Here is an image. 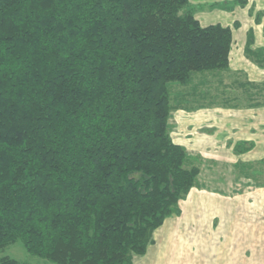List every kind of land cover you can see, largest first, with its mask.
<instances>
[{"label":"trees","instance_id":"16d2710c","mask_svg":"<svg viewBox=\"0 0 264 264\" xmlns=\"http://www.w3.org/2000/svg\"><path fill=\"white\" fill-rule=\"evenodd\" d=\"M188 3L0 0V252L134 264L179 213L201 168L171 136V83L196 95L234 44ZM247 54L264 67V48Z\"/></svg>","mask_w":264,"mask_h":264},{"label":"crops","instance_id":"0c3cea01","mask_svg":"<svg viewBox=\"0 0 264 264\" xmlns=\"http://www.w3.org/2000/svg\"><path fill=\"white\" fill-rule=\"evenodd\" d=\"M247 4L251 14L244 26L239 19L224 25L234 36L229 69L195 75L200 81L197 94L179 97L171 135L192 156L219 146L236 167H253L264 157V102L259 93L246 94L240 86L242 81L251 88L264 84V67L247 54V48H264V0ZM237 33H244L240 47ZM223 74L235 76V81L244 78L235 85L239 91L223 82ZM214 80L218 86L212 92L208 84ZM200 185L180 200L179 213L154 230L153 243L134 264H264V187L251 185L250 190L227 194Z\"/></svg>","mask_w":264,"mask_h":264},{"label":"rangeland","instance_id":"374dc122","mask_svg":"<svg viewBox=\"0 0 264 264\" xmlns=\"http://www.w3.org/2000/svg\"><path fill=\"white\" fill-rule=\"evenodd\" d=\"M247 5L248 4L242 6L237 2V0H189V3L184 7L183 11L191 9L195 17L201 22L202 25H210L216 23L229 25L235 19H239L244 26L245 21L249 20L251 14V7L249 8V6ZM258 34L259 32L256 31L255 36L257 39L259 38ZM242 37H244V33L236 34V38L239 40V47L242 46L243 43ZM252 38L253 36L251 37V39ZM198 78L199 77H196L194 79L195 84H200ZM239 78L244 79L242 78V76H239ZM241 79L235 81V76L223 74V82L230 86L232 85L231 87H235L231 88L234 91H239L236 86L241 84ZM242 83L246 84L247 82L242 81ZM176 84L178 83H171L172 96L177 95L179 92L190 94L192 89L190 84L184 86H179ZM208 85L211 91L215 92V88L218 86L217 80L210 82ZM240 86H242L241 88H243V92H245L246 94L255 92L259 93L258 100L264 102V84L258 87L252 86V88L250 87V84H241ZM245 99H247V97ZM186 106H190V102L186 104ZM173 119L176 118L172 114V117L170 118L171 135L174 125ZM203 131L206 132V128H204ZM174 137L175 140L178 141L176 139V136ZM193 153H195L193 156L196 159V161L194 160V162H196V164H199L201 168V174L199 175L197 182V184L201 183L200 186H204L207 188L210 187V189L220 190L225 193L227 192V194H231L235 191L243 192L246 190H250L251 185H254V188L264 187V157H262V159L259 160L257 164H253V167L250 169V171H248L244 168V166L236 167L235 165H233L234 159L229 157L227 155V152L224 149H221L219 146L214 147L209 152H204L203 155L196 151ZM252 154H255V157H259V154L256 151ZM211 158L216 159V161L211 160ZM3 256L15 258L21 264H54L45 259L30 254L24 247L23 243L20 241L13 243L2 250L0 252V257ZM137 258H139L140 261V258L142 257H136L135 261Z\"/></svg>","mask_w":264,"mask_h":264}]
</instances>
